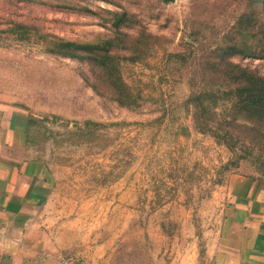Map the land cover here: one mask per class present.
<instances>
[{
  "label": "rangeland",
  "instance_id": "374dc122",
  "mask_svg": "<svg viewBox=\"0 0 264 264\" xmlns=\"http://www.w3.org/2000/svg\"><path fill=\"white\" fill-rule=\"evenodd\" d=\"M251 1L93 0L61 9L0 0V103L28 116L31 148L51 175L47 224L58 236L109 235L114 264L201 261L231 177L264 181V140L229 148L195 128L189 102L203 59L236 37ZM47 35L112 40L131 100L119 103L88 60L49 53ZM229 60L264 77V57ZM223 104L217 113L229 117Z\"/></svg>",
  "mask_w": 264,
  "mask_h": 264
},
{
  "label": "crops",
  "instance_id": "0c3cea01",
  "mask_svg": "<svg viewBox=\"0 0 264 264\" xmlns=\"http://www.w3.org/2000/svg\"><path fill=\"white\" fill-rule=\"evenodd\" d=\"M28 116L0 103V264H114L109 235L62 238L48 223L52 179L31 148ZM197 264H264V181L231 177L223 219Z\"/></svg>",
  "mask_w": 264,
  "mask_h": 264
},
{
  "label": "trees",
  "instance_id": "16d2710c",
  "mask_svg": "<svg viewBox=\"0 0 264 264\" xmlns=\"http://www.w3.org/2000/svg\"><path fill=\"white\" fill-rule=\"evenodd\" d=\"M41 4H56L61 9H72V1L93 0H24ZM108 1V0H99ZM264 0H252L249 11L244 12L236 21L232 32L236 37L226 38L223 46L204 58L203 81L194 90L189 102L195 110V128L210 134L219 142L234 149L237 146L247 148L250 144L262 146L264 140V77L257 72L235 64L229 58L241 56L264 57ZM65 3V4H63ZM120 23L128 20V15H116ZM18 28H25L22 25ZM119 31V30H118ZM146 36L152 37L148 34ZM48 52L70 59L88 60L91 65L107 78L109 85L119 95L116 100L122 105L124 98L131 100L128 87L124 83L118 59L110 55L114 47L112 40L98 44H82L67 41L54 35H47ZM177 58L184 59L182 55ZM230 105L229 117L220 116L217 109L221 102ZM255 143V144H254ZM259 143V144H258Z\"/></svg>",
  "mask_w": 264,
  "mask_h": 264
},
{
  "label": "built area",
  "instance_id": "2783aa9c",
  "mask_svg": "<svg viewBox=\"0 0 264 264\" xmlns=\"http://www.w3.org/2000/svg\"><path fill=\"white\" fill-rule=\"evenodd\" d=\"M59 264H74V260L72 258L61 256L59 257Z\"/></svg>",
  "mask_w": 264,
  "mask_h": 264
},
{
  "label": "water",
  "instance_id": "95a60500",
  "mask_svg": "<svg viewBox=\"0 0 264 264\" xmlns=\"http://www.w3.org/2000/svg\"><path fill=\"white\" fill-rule=\"evenodd\" d=\"M165 1H173V0H165Z\"/></svg>",
  "mask_w": 264,
  "mask_h": 264
}]
</instances>
